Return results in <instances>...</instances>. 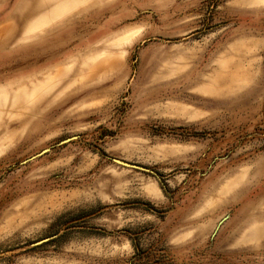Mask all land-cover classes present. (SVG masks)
<instances>
[{
	"label": "rangeland",
	"instance_id": "obj_1",
	"mask_svg": "<svg viewBox=\"0 0 264 264\" xmlns=\"http://www.w3.org/2000/svg\"><path fill=\"white\" fill-rule=\"evenodd\" d=\"M40 2L0 0V264H264V0Z\"/></svg>",
	"mask_w": 264,
	"mask_h": 264
},
{
	"label": "crops",
	"instance_id": "obj_2",
	"mask_svg": "<svg viewBox=\"0 0 264 264\" xmlns=\"http://www.w3.org/2000/svg\"><path fill=\"white\" fill-rule=\"evenodd\" d=\"M77 1H80V0H77ZM50 6H51V4H49V5H46V0H44V3H39L38 4V11H37V13H35V14H32L33 15V18L35 19V18H37V17H39V15H41V11H44V16H49V18H51V19H54V18H56L59 14H61L62 13V11L63 10H61V8H59V12H57V10H51L50 9ZM71 5H66L65 6V8L66 7H70ZM64 8V7H63ZM62 8V9H63ZM46 13V14H45ZM50 19V20H51ZM48 22H50V21H48ZM45 23H47V22H45Z\"/></svg>",
	"mask_w": 264,
	"mask_h": 264
},
{
	"label": "water",
	"instance_id": "obj_3",
	"mask_svg": "<svg viewBox=\"0 0 264 264\" xmlns=\"http://www.w3.org/2000/svg\"><path fill=\"white\" fill-rule=\"evenodd\" d=\"M66 142H69V140H67ZM114 162L116 164H119V165L124 166V167H128V168H133V169H138V170L146 171V169H144L142 167H139L137 165H132V164L126 163V162L121 161V160H118V159H114Z\"/></svg>",
	"mask_w": 264,
	"mask_h": 264
}]
</instances>
